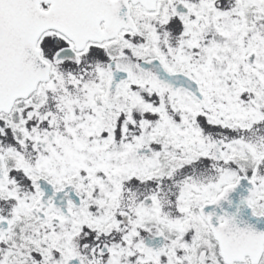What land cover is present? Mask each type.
<instances>
[{
    "label": "snow or ice",
    "instance_id": "1",
    "mask_svg": "<svg viewBox=\"0 0 264 264\" xmlns=\"http://www.w3.org/2000/svg\"><path fill=\"white\" fill-rule=\"evenodd\" d=\"M0 264H264V0H0Z\"/></svg>",
    "mask_w": 264,
    "mask_h": 264
}]
</instances>
